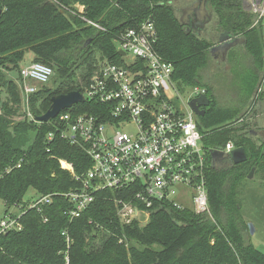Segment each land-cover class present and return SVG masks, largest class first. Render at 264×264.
Listing matches in <instances>:
<instances>
[{"label":"trees","instance_id":"obj_1","mask_svg":"<svg viewBox=\"0 0 264 264\" xmlns=\"http://www.w3.org/2000/svg\"><path fill=\"white\" fill-rule=\"evenodd\" d=\"M77 4L85 6L83 13ZM210 7L217 16V33L230 31L244 39L225 60L220 59L240 81L238 105L217 102L204 74L217 43L188 32L172 0H0V198L8 207L6 213L13 206H27L23 200L30 188L38 194H57L80 186L61 167V159L72 163L77 174L91 166L80 144L57 133L52 140L47 138L55 131L51 123L27 116L17 123L12 120L18 106L22 108L25 86L22 77L13 79L12 71L30 52L34 62L52 66V79L55 74L61 78L59 84L44 85L31 96V112L42 115L52 96L82 90L96 69L98 53L119 62L116 36L147 20L155 23V48L173 63L178 87L199 85L211 99L205 115L198 116V125L211 158L206 173L212 213L211 218L165 206L152 212L144 225H125L115 204L123 193L103 189L82 216L72 220L64 213L69 201L56 196L45 210L47 221L26 208L21 228L0 233V264H264V252L245 236L248 225L241 214L248 183L256 177L264 183V136L256 139L246 129L245 118L237 122L254 111L255 100L263 95L259 90L264 81V22L244 10L241 0H211ZM245 60L247 65H241ZM74 110L103 120L108 114L105 106L90 101L75 105ZM230 140L244 147L248 159L235 164L229 155H222L216 166L212 152ZM253 167L255 178L250 179ZM64 229L73 238L69 263Z\"/></svg>","mask_w":264,"mask_h":264},{"label":"built area","instance_id":"obj_2","mask_svg":"<svg viewBox=\"0 0 264 264\" xmlns=\"http://www.w3.org/2000/svg\"><path fill=\"white\" fill-rule=\"evenodd\" d=\"M249 1L257 21L264 22V0ZM76 7L80 13L85 11L83 5ZM89 23L100 28L96 22ZM115 42L120 61L102 56L79 90L85 102L106 107V120L87 112L76 113L74 105L47 122L55 127L47 135L49 140L60 134L70 143L80 144L88 154L91 166L83 174H77L72 163L60 160L61 167L70 171L80 186L57 194L37 193L25 208L18 206V212L5 214L0 220V233L21 228L20 218L28 208L36 210L47 221L45 210L56 196L69 201L70 206L64 213L76 219L103 189L123 193L115 198V204L118 217L125 225H144L152 212L165 206L190 209L212 218L206 173L211 158L203 143L198 116L190 105L192 99L206 94V89L194 85L183 95L173 78V63L155 48L154 21L147 20L123 30ZM53 74L52 66L42 62H32L22 68L21 77L25 82L22 105L28 118L36 120L30 109V98L39 89L35 84L47 85ZM129 126H134L132 133ZM236 147L230 140L218 151L230 156ZM22 162L23 159L17 166ZM62 235L66 239L65 254L69 263L73 238L68 229Z\"/></svg>","mask_w":264,"mask_h":264},{"label":"rangeland","instance_id":"obj_3","mask_svg":"<svg viewBox=\"0 0 264 264\" xmlns=\"http://www.w3.org/2000/svg\"><path fill=\"white\" fill-rule=\"evenodd\" d=\"M194 0H172V2L175 4V7L177 8L178 15H181L180 8L192 3ZM181 18V16H180ZM217 22V16L216 13L212 12V19L211 21L206 25L204 31L201 33L204 37L212 40L214 43L218 44V37L222 33H217L215 30ZM33 55L30 52H26L25 59L20 63V67L18 70L12 71V76L14 80L20 79V73L19 70L26 67L30 61L33 60ZM102 54L98 53L96 63L101 59ZM211 58L209 67L204 71V74L206 76V79L211 82L213 86V94L216 96V100L219 103L220 106H233L238 105L235 104L236 99L239 98V85L240 81L236 80V76L232 73V71L229 68V64L221 63L222 60L220 57ZM221 59V60H220ZM241 65L246 66L247 60H245L244 63ZM78 75H80L78 73ZM10 76V75H9ZM61 78H58L57 74L54 75L53 79L48 83L49 87L55 86L56 84H59ZM80 79V78H78ZM264 80V79H263ZM264 84V81L262 82ZM261 85V90L259 92L263 91V95L259 96L255 100L254 103V111L247 114V116L237 120V122H241L245 118L244 125L246 129H251L255 132V134L258 136L256 139L261 138L264 136V85ZM39 89L43 87H39L40 85L35 84ZM192 85H186L184 88L180 89L183 95H185L189 88ZM24 93V91H23ZM23 93H22V100H23ZM173 93V91H172ZM4 95V94H3ZM5 97L3 96V99ZM237 103V102H236ZM25 110L24 104L21 106H18V112L13 115L12 120L17 123L18 121H22L24 119V113ZM129 132H133L134 126L128 127ZM204 142V141H203ZM258 146H260V143H258ZM221 156H217L216 159V166H219L221 163L217 160ZM255 178V174L254 177ZM38 191L34 190L33 188H30L28 192L26 193L23 205L29 204L32 200H34L35 196L37 195ZM6 207L5 202L0 198V220L4 219L5 213H6ZM19 207L13 206L9 209V212H18ZM242 217L245 220V224L248 225V223H253L255 226V233L251 234L249 227H247V231L245 230V236L247 238H251L252 243L259 248L261 251L264 252V183L263 180H261L259 177H256L254 181L251 183H248L246 188L243 190V208H242Z\"/></svg>","mask_w":264,"mask_h":264},{"label":"water","instance_id":"obj_4","mask_svg":"<svg viewBox=\"0 0 264 264\" xmlns=\"http://www.w3.org/2000/svg\"><path fill=\"white\" fill-rule=\"evenodd\" d=\"M209 1L210 0H204L202 2L194 3L192 6H189L187 8L180 9L182 12V16L180 20L183 23V25L186 27V30L188 32L193 31L197 33L198 35H201L206 25L211 21L212 10L208 6ZM241 1H242L244 10L252 11V5L249 0H241ZM197 5H200L199 8L201 9L203 13V15H201L198 18L199 24H201L199 28L195 24H192L191 21L188 20V14L190 15L191 12H194L197 9H199V8H196ZM0 13H2L1 8H0ZM243 41L244 39L242 37L236 36L232 34L230 31H223L218 37V44L213 46L210 51L215 57H220L222 60H225L229 50L232 47L240 43H243ZM90 42L91 40L89 39L88 44ZM120 52L123 53L122 51ZM51 101L52 103H51L50 108L44 114L36 116V121L47 123L50 120L55 119L61 111L69 109L76 104L84 103L85 97L81 91L73 90L68 93L56 94L52 96ZM210 104H211V99L207 94H202L199 97L192 99L190 102V105L193 108L194 112L197 114V116H204L206 113V109L210 106ZM252 132L255 133L254 131ZM212 154H213V157L223 155L219 151H213ZM230 157L235 164L242 163L248 159L246 150L244 149V147H241V146L240 147L238 146L235 149H233L230 153ZM255 170H256L255 167H253L252 170L250 171L249 176H248L250 179L254 177ZM248 227H249L250 233L254 234L255 233L254 224L250 222L248 223Z\"/></svg>","mask_w":264,"mask_h":264},{"label":"flooded vegetation","instance_id":"obj_5","mask_svg":"<svg viewBox=\"0 0 264 264\" xmlns=\"http://www.w3.org/2000/svg\"><path fill=\"white\" fill-rule=\"evenodd\" d=\"M202 1H204V0H194L192 3H190V4H188V5L184 6V7H182V8H180V9L187 8V7H189V6H192L194 3L202 2ZM210 3H211V0L208 2V6H209V8L211 9V7H210ZM199 7H200V5H197L196 8H199ZM180 12H181V10H180ZM212 12H213V11H212ZM201 15H203V13H202L201 9L199 8V9H197L196 11L191 12L190 15L188 14V20L191 21L192 24H195V25L199 28V26H200L201 24H199L198 18H199ZM180 16H182V12H181V15H180Z\"/></svg>","mask_w":264,"mask_h":264},{"label":"crops","instance_id":"obj_6","mask_svg":"<svg viewBox=\"0 0 264 264\" xmlns=\"http://www.w3.org/2000/svg\"><path fill=\"white\" fill-rule=\"evenodd\" d=\"M32 62H34V61H32ZM32 62L30 61V63H28V65L31 64Z\"/></svg>","mask_w":264,"mask_h":264}]
</instances>
